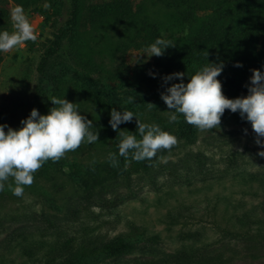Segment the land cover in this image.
Wrapping results in <instances>:
<instances>
[{"label":"rangeland","instance_id":"rangeland-1","mask_svg":"<svg viewBox=\"0 0 264 264\" xmlns=\"http://www.w3.org/2000/svg\"><path fill=\"white\" fill-rule=\"evenodd\" d=\"M7 1L11 13L17 5ZM129 1L135 5L142 0ZM43 5L39 8L45 9ZM24 11L37 41L3 53L0 63V113L2 124L10 128L18 126L34 104L37 66L52 38L53 22L60 24L68 16L67 9L61 17L49 9L54 18L46 22L41 13ZM123 33L115 32L114 40L123 39ZM147 55L146 49H130L122 58L112 56L110 63L120 61L132 69L152 63L154 56ZM168 75L162 73L158 81ZM109 82L117 87L120 79L115 76ZM63 98L78 104L80 114L92 121L98 140L67 153L51 175L36 172L22 197L9 190L8 184L14 187L11 179L6 182L0 192V264H46L59 255L55 250L63 243H102L129 233L133 226L159 235L160 241L139 240L131 253L99 264H166L184 251L196 258L194 264H264V158L257 155L264 148L255 143L250 123L230 119L219 129L199 131L193 143L180 142L148 172L120 180L87 200L61 164L104 158V113L77 91ZM167 109L161 107L165 114Z\"/></svg>","mask_w":264,"mask_h":264},{"label":"trees","instance_id":"trees-1","mask_svg":"<svg viewBox=\"0 0 264 264\" xmlns=\"http://www.w3.org/2000/svg\"><path fill=\"white\" fill-rule=\"evenodd\" d=\"M12 1L30 14L41 13L46 22L54 18L55 12L61 17V11L67 9L65 20L60 24L53 22L52 38L37 66L34 104L22 120L29 117L32 109L40 115L49 114L53 107L52 97L62 99L74 91L103 111L101 125L107 145L104 158L61 164L68 167V177L87 200L120 180L148 172L162 157L174 152L180 142L196 140L197 128L187 124L182 116H178V123H169L167 111L170 110L167 109V114L161 111L166 105L160 97L167 87L181 82L187 84L188 79L207 63L223 62L224 68L217 79L222 84L224 96L235 99L248 95L251 70L264 72V0H142L135 5L129 0L89 5L85 0H70L69 4L66 0ZM41 3L50 4L49 9H54V13L40 9ZM5 30L11 33V18L8 1L0 0V32ZM120 30L125 37L114 40V33ZM157 38L169 40L176 47L166 49L162 57L154 56L152 63L132 69L120 61L115 65L110 63L112 56L122 58L130 49H147ZM36 41L26 44L34 45ZM204 51L209 53L207 58ZM2 59L3 53H0V63ZM236 63L242 67H234ZM162 73H185V76L182 81L173 79L164 84L158 81ZM115 76L120 79L117 87L109 82ZM128 97H133L134 103L126 104ZM149 103L155 108L150 110ZM113 108L133 112L142 123L158 125L177 138V145L170 151L158 152L151 160H131V153L127 159L119 156V131L134 134L138 140L141 137L135 118L118 125L117 131L112 130L109 120ZM2 118L0 113V124ZM230 119L248 123L239 113L225 110L220 126ZM20 127L21 123L12 129ZM109 153L116 154L117 166L112 165ZM58 162L44 163L39 176L51 175ZM139 240L157 244L160 236L133 226L129 233L102 243L90 240L63 243L55 250L59 255L51 256L46 264H99L106 258L131 253ZM195 259L184 251L172 255L166 264H194Z\"/></svg>","mask_w":264,"mask_h":264},{"label":"clouds","instance_id":"clouds-1","mask_svg":"<svg viewBox=\"0 0 264 264\" xmlns=\"http://www.w3.org/2000/svg\"><path fill=\"white\" fill-rule=\"evenodd\" d=\"M45 9L50 4L43 5ZM13 31L0 32V53H9L25 46L27 42H35L37 34L22 5L15 6L10 13ZM176 47L171 41L157 38L148 46L147 57H162L168 48ZM205 58L209 53L204 51ZM234 67H242L236 63ZM224 68L223 62L207 63L188 79L187 84L175 83L161 93V100L170 111H167L169 123H178V116L197 128L201 132L219 129L225 110L239 113L241 119L251 125L255 133V143L264 148V72L251 70L248 95L235 99H228L222 91V84L217 79ZM149 75H153L149 73ZM185 73H174L163 77L164 84L169 81L183 80ZM153 78H155L153 76ZM53 107L49 114L40 115L32 109L27 119L21 120L22 127L13 130L5 124H0V192L8 184L12 194L17 197L24 195L25 187L34 183L35 173L47 161L58 162L65 158L67 153L74 152L84 143L93 144L98 140V132L92 131L93 123L78 111V104L66 99L51 98ZM126 104L134 103L133 97L125 100ZM151 110L155 105L149 103ZM109 125L117 131L118 125L129 123L135 118L131 111L110 112ZM137 131L141 139L127 131H119L121 141L118 145V154L121 157L140 162L151 160L158 152L170 151L178 143L177 138L166 132L156 124L142 123L136 119ZM7 128V132H5ZM246 132V130H245ZM257 155L264 158V151ZM109 160L113 166L118 165L116 154L109 153Z\"/></svg>","mask_w":264,"mask_h":264}]
</instances>
